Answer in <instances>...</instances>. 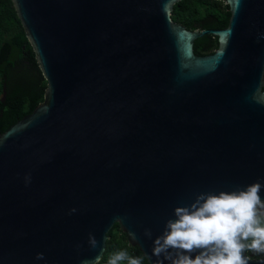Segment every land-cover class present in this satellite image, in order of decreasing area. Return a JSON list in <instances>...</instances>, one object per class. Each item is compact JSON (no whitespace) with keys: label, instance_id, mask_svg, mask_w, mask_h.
Here are the masks:
<instances>
[{"label":"water","instance_id":"obj_1","mask_svg":"<svg viewBox=\"0 0 264 264\" xmlns=\"http://www.w3.org/2000/svg\"><path fill=\"white\" fill-rule=\"evenodd\" d=\"M10 1L45 85L0 131V264H80L114 222L169 264L153 240L176 206L264 184V0H222L207 28L172 20L178 0Z\"/></svg>","mask_w":264,"mask_h":264},{"label":"clouds","instance_id":"obj_2","mask_svg":"<svg viewBox=\"0 0 264 264\" xmlns=\"http://www.w3.org/2000/svg\"><path fill=\"white\" fill-rule=\"evenodd\" d=\"M262 188L264 184L255 181L230 191L200 192L190 204L176 206L174 218L166 220L163 231L153 240V255L163 256L169 264H249L245 253L264 255ZM145 235L151 238L152 233L146 229ZM88 244L98 247L91 233ZM36 258L43 259V253H37ZM100 260L98 255L80 264H100ZM125 260L142 264L141 257L130 256L126 250L114 252L107 264Z\"/></svg>","mask_w":264,"mask_h":264},{"label":"trees","instance_id":"obj_3","mask_svg":"<svg viewBox=\"0 0 264 264\" xmlns=\"http://www.w3.org/2000/svg\"><path fill=\"white\" fill-rule=\"evenodd\" d=\"M228 10L222 0H178L173 3L170 17L186 28L221 27L226 23ZM214 37L203 34L193 39L196 54L211 52ZM45 81L34 60L32 49L15 15L10 0H0V131L27 113L41 100ZM118 250L142 258L137 247L128 244L124 233L114 222L106 232L100 264ZM251 257L260 256L247 252ZM119 264H128L127 260Z\"/></svg>","mask_w":264,"mask_h":264}]
</instances>
